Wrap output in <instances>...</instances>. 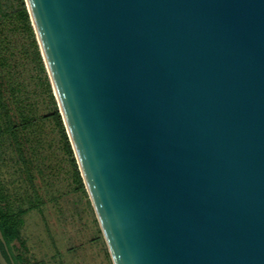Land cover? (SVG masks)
<instances>
[{
    "label": "water",
    "instance_id": "95a60500",
    "mask_svg": "<svg viewBox=\"0 0 264 264\" xmlns=\"http://www.w3.org/2000/svg\"><path fill=\"white\" fill-rule=\"evenodd\" d=\"M24 1L111 263L264 264V0Z\"/></svg>",
    "mask_w": 264,
    "mask_h": 264
},
{
    "label": "rangeland",
    "instance_id": "374dc122",
    "mask_svg": "<svg viewBox=\"0 0 264 264\" xmlns=\"http://www.w3.org/2000/svg\"><path fill=\"white\" fill-rule=\"evenodd\" d=\"M8 36L16 40L14 58L22 88L18 95L27 97L36 121L30 129L35 131L26 133L28 140L21 146L31 162L32 184L16 148L8 141L0 145V181L14 206L28 209L42 203L23 215L25 255L30 264H112L88 195L75 190L72 168L52 123L51 105L34 78L33 63L20 53L22 39Z\"/></svg>",
    "mask_w": 264,
    "mask_h": 264
},
{
    "label": "trees",
    "instance_id": "16d2710c",
    "mask_svg": "<svg viewBox=\"0 0 264 264\" xmlns=\"http://www.w3.org/2000/svg\"><path fill=\"white\" fill-rule=\"evenodd\" d=\"M9 33L22 39L20 53H24L25 57L29 56V61L33 63L34 78L39 80L40 92L46 95L51 105L50 116L71 165L75 190L86 195L24 0H0V145L8 141L16 148L18 159L26 168L25 172L32 184L29 174L31 162L23 154L21 146L22 142L28 140L26 133L35 131L30 129L36 125V121L30 103L25 101L27 97L18 95L22 88L17 79L18 63L14 58L16 40L10 39ZM41 204V202L30 204L28 209L15 207L0 181V231L6 246L5 249L0 242V250L8 262L11 259L14 264H30L25 255L27 251L25 241L21 236L23 215ZM98 232L101 234L100 230ZM103 244L105 245L104 241Z\"/></svg>",
    "mask_w": 264,
    "mask_h": 264
}]
</instances>
